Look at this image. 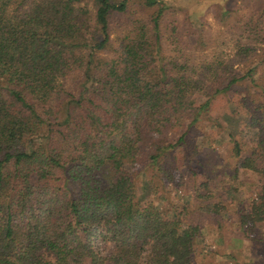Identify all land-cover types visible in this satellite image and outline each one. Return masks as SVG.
I'll return each instance as SVG.
<instances>
[{"label":"trees","instance_id":"trees-1","mask_svg":"<svg viewBox=\"0 0 264 264\" xmlns=\"http://www.w3.org/2000/svg\"><path fill=\"white\" fill-rule=\"evenodd\" d=\"M177 1L0 0V264H264V0Z\"/></svg>","mask_w":264,"mask_h":264},{"label":"rangeland","instance_id":"rangeland-1","mask_svg":"<svg viewBox=\"0 0 264 264\" xmlns=\"http://www.w3.org/2000/svg\"><path fill=\"white\" fill-rule=\"evenodd\" d=\"M172 4L174 6H176V4L179 2L177 0H171ZM216 11H206L203 14H200V21L202 22L203 25V29L206 32H208L209 37H210V41H209V45L211 43V46L216 47V45L214 46V42H215V36H217V33L219 32V30H221L222 28V23L220 22V20H218V18L216 17ZM175 16H177L178 18H180L182 16V10L180 8H175ZM186 40H190V37H185ZM217 40H219V38H217ZM224 48H227V44L223 45ZM199 51L198 49H195V54L196 52ZM205 53L201 52L200 55H196V56H203ZM231 126V125H230ZM232 128H234L232 126ZM200 135L196 134V142L197 144L200 145V139L199 138ZM226 140L227 137L225 135L224 131H220L218 133L215 134V139L212 142L209 143H201V146L199 148V154L201 158H205L207 155H213L215 157V159H219L224 151H225V144H226ZM138 186H139V196H143L144 194H146L148 192V187L145 185V175L143 173H141L139 175V178L137 180ZM252 183H256V175L253 171H249V170H238L236 172V184L237 187L236 188H232V187H228V189H226V192L229 191V196L234 198V203L236 202L237 199L239 198H243L244 196H246L248 194V192L251 190L252 187ZM169 189H171V191L173 192L171 195L174 196H181L182 201L185 200V197H187V194H183L180 195L179 193V187L176 186V184H172V183H168ZM156 204H160V201ZM201 232H204L203 229H201ZM198 240V237L196 238ZM215 239V238H213ZM216 240V239H215ZM219 241V239L217 240ZM227 244H230L229 242ZM226 244V245H227ZM244 258H246L247 260H250L252 257L245 255Z\"/></svg>","mask_w":264,"mask_h":264}]
</instances>
